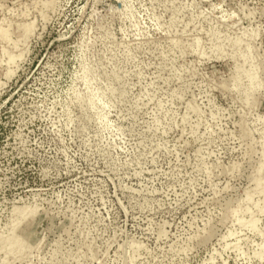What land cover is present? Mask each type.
Returning a JSON list of instances; mask_svg holds the SVG:
<instances>
[{
  "label": "rangeland",
  "instance_id": "rangeland-1",
  "mask_svg": "<svg viewBox=\"0 0 264 264\" xmlns=\"http://www.w3.org/2000/svg\"><path fill=\"white\" fill-rule=\"evenodd\" d=\"M0 264H264V0H0Z\"/></svg>",
  "mask_w": 264,
  "mask_h": 264
},
{
  "label": "bare ground",
  "instance_id": "bare-ground-1",
  "mask_svg": "<svg viewBox=\"0 0 264 264\" xmlns=\"http://www.w3.org/2000/svg\"><path fill=\"white\" fill-rule=\"evenodd\" d=\"M194 112H195V111H194ZM258 186H259V185L257 184V188H258ZM258 189H259V188H258ZM258 189H257V191H258ZM259 190H260V189H259ZM250 215H251V214H250ZM244 216H245V215H244ZM248 216H249V215H248ZM249 217H250V216H249ZM240 220H241V219H240ZM242 220H243V219H242ZM254 220H255V219H254ZM254 220H253V221H254ZM247 221H248V220H247ZM253 221H250V223L248 222V223H249V226L253 227V225H254V224H253ZM236 222H237V221H236ZM240 222H241V221H240ZM240 222H239V223H240ZM254 222H255V221H254ZM240 225H242V224H240ZM254 227H255V225H254ZM248 229H250V228H248ZM254 229H255V228H254Z\"/></svg>",
  "mask_w": 264,
  "mask_h": 264
}]
</instances>
